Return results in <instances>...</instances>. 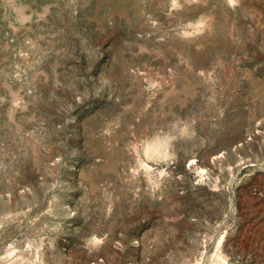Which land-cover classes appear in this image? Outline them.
<instances>
[{"label": "rangeland", "instance_id": "rangeland-1", "mask_svg": "<svg viewBox=\"0 0 264 264\" xmlns=\"http://www.w3.org/2000/svg\"><path fill=\"white\" fill-rule=\"evenodd\" d=\"M0 264H264V0H0Z\"/></svg>", "mask_w": 264, "mask_h": 264}, {"label": "built area", "instance_id": "built-area-1", "mask_svg": "<svg viewBox=\"0 0 264 264\" xmlns=\"http://www.w3.org/2000/svg\"><path fill=\"white\" fill-rule=\"evenodd\" d=\"M255 195L258 197H263V193L257 190H255Z\"/></svg>", "mask_w": 264, "mask_h": 264}]
</instances>
